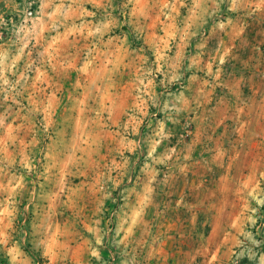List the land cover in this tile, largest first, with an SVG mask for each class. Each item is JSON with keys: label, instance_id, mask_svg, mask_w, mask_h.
<instances>
[{"label": "rangeland", "instance_id": "rangeland-1", "mask_svg": "<svg viewBox=\"0 0 264 264\" xmlns=\"http://www.w3.org/2000/svg\"><path fill=\"white\" fill-rule=\"evenodd\" d=\"M3 261L264 264V0H0Z\"/></svg>", "mask_w": 264, "mask_h": 264}, {"label": "crops", "instance_id": "crops-1", "mask_svg": "<svg viewBox=\"0 0 264 264\" xmlns=\"http://www.w3.org/2000/svg\"><path fill=\"white\" fill-rule=\"evenodd\" d=\"M216 255H212V260H213V258L215 257ZM217 264H226V263H224V262H219V263H217Z\"/></svg>", "mask_w": 264, "mask_h": 264}, {"label": "trees", "instance_id": "trees-1", "mask_svg": "<svg viewBox=\"0 0 264 264\" xmlns=\"http://www.w3.org/2000/svg\"><path fill=\"white\" fill-rule=\"evenodd\" d=\"M3 264H7V263L3 261Z\"/></svg>", "mask_w": 264, "mask_h": 264}]
</instances>
